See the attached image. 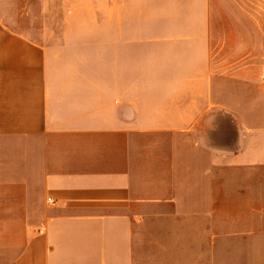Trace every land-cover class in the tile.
<instances>
[{
	"label": "crops",
	"instance_id": "1",
	"mask_svg": "<svg viewBox=\"0 0 264 264\" xmlns=\"http://www.w3.org/2000/svg\"><path fill=\"white\" fill-rule=\"evenodd\" d=\"M104 9L37 37L0 7V264H264V24Z\"/></svg>",
	"mask_w": 264,
	"mask_h": 264
},
{
	"label": "rangeland",
	"instance_id": "2",
	"mask_svg": "<svg viewBox=\"0 0 264 264\" xmlns=\"http://www.w3.org/2000/svg\"><path fill=\"white\" fill-rule=\"evenodd\" d=\"M217 4V8L221 10L235 9L241 10L246 14L252 15L260 28L264 24V0H213ZM49 11L41 12L42 4H46L47 0H0V7H4V14L7 17V22L17 31L28 35L41 37L42 36V21H49L50 31H54L55 35L69 34L74 31L72 26L78 18L83 20L98 19L99 23L83 25L84 32L99 31L105 32L104 17L106 15L104 9V0H82L81 6L84 7L80 12H68L63 10L58 3L62 4L63 0H48ZM4 6H1V5ZM28 12V13H26ZM244 14V13H243ZM77 18L75 21L74 19ZM243 15L242 19H246ZM68 24L70 26H61ZM73 21V22H72Z\"/></svg>",
	"mask_w": 264,
	"mask_h": 264
}]
</instances>
